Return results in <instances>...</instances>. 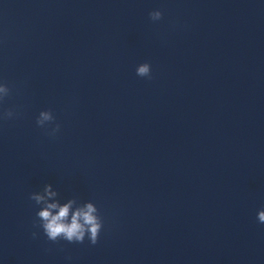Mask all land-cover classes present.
I'll return each instance as SVG.
<instances>
[{
    "label": "clouds",
    "instance_id": "9594fccd",
    "mask_svg": "<svg viewBox=\"0 0 264 264\" xmlns=\"http://www.w3.org/2000/svg\"><path fill=\"white\" fill-rule=\"evenodd\" d=\"M149 18L153 21H160L163 13L160 10H153L149 13ZM136 75L139 77L152 78L151 65L148 62L139 64L136 67ZM12 89L6 83H0V102H3L11 95ZM18 113L12 109H6L0 113V120H9L16 117ZM56 118L51 109L41 110L36 117L38 127L45 130V134L55 137L59 133L61 125L56 123ZM59 193L53 190L51 184H45L42 191L33 192L29 199L40 206L36 213L38 226L49 241L57 242L59 240L68 243L82 244L85 238L91 245H96L99 241L100 233L103 228V219L97 206L88 201L82 205L76 204L75 200H69L67 203H61L57 199ZM257 220L264 224V209L257 213ZM38 234L32 233L33 238Z\"/></svg>",
    "mask_w": 264,
    "mask_h": 264
}]
</instances>
